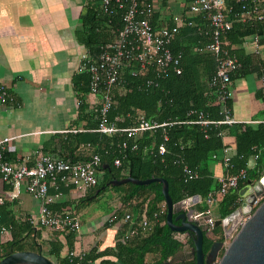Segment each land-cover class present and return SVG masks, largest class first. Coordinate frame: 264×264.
<instances>
[{
    "label": "trees",
    "instance_id": "trees-1",
    "mask_svg": "<svg viewBox=\"0 0 264 264\" xmlns=\"http://www.w3.org/2000/svg\"><path fill=\"white\" fill-rule=\"evenodd\" d=\"M224 1L230 16L240 10V4L235 0ZM121 15L122 10L116 5L109 14L101 8V0L86 1L75 36L90 56L95 57L100 47L114 38V32L111 30L121 28ZM196 16L198 18L195 20L189 18L193 25L183 22L178 27L169 45L173 53L181 54L180 73L169 67L160 75L152 68L133 75L126 65L122 72L121 84L112 91L115 102L107 116L118 127L136 124L139 114L149 122L171 124L147 130L136 138L127 137L124 132L106 135L89 129L86 134H76L74 137L78 145L81 142L89 143L95 146L94 149L84 154L70 153L60 156L71 161H84L94 152L100 158L101 164L98 168L104 179L99 182L97 177V183L87 189L86 195L81 198L82 201L95 199L109 187H115L119 194V204L113 209L115 221L110 225L105 223V227L114 224L117 226L114 245L101 250L95 245L86 252V259L98 260V264H143L145 261L147 264H168V259L183 247L173 237L166 224V206L157 219L153 217V213L159 212L164 204L160 182H126L112 186L109 184L111 179L127 176L140 180L161 177L167 181L168 194L173 203L191 196H197L204 201L208 192L218 187L211 168L216 160L212 155L215 153L219 157L222 149L227 146L224 137L233 136L234 149L228 164L224 166V171L234 174L244 169L245 178L238 182L235 190L229 191L217 202L215 218H224L235 209L234 202L240 196L241 190L248 185V181L254 182L264 171V121L229 126L216 122L222 118V106L215 102V87L210 85L216 67L215 57L207 50H195V47L202 48L209 41L211 27L207 19L199 14ZM263 30L264 23L261 22L234 21L231 28L221 34L224 47L240 63L239 68L231 72V79L244 75L251 69H256L259 75L262 73L260 63L251 67L252 59H248L250 57L243 55L240 50L233 49L232 44L240 43L242 37L248 34L260 33ZM89 78L87 71L75 76L74 82L82 95L89 92ZM200 113L202 118L211 122L206 125L191 122L195 121ZM87 115V120L94 116L96 121V124L89 123L88 127L97 125L93 110ZM122 143L125 147H121ZM134 143L136 147L132 148ZM159 145L164 147L162 153L159 152ZM3 156L7 159L5 151ZM116 158L119 159V165L113 163ZM184 166L196 172V176L187 179L183 172ZM6 184V188L11 189V185ZM63 187L66 186L58 181V189L50 188H53L55 193ZM97 189L99 190L96 191ZM2 203L0 229L4 228L5 232L0 240V258L19 250L41 251L42 244L39 241L42 240L40 232L43 227H34L28 221V216L22 219L15 217L10 207L11 202ZM50 208L57 212L65 210L54 205ZM197 210L204 212L205 205ZM127 211L136 213V221L144 214L150 223V230L145 233L139 231L130 238L121 240L126 225L120 223V219ZM213 230L217 232L219 226ZM42 241L46 242L48 247L47 254L56 258L54 264H69L65 253H62L64 245L57 238L53 236ZM73 242L74 234L71 233L66 237L67 247L72 248ZM189 243L191 244V240ZM210 243L209 239L204 238L203 250L206 251ZM190 264L195 263L192 261Z\"/></svg>",
    "mask_w": 264,
    "mask_h": 264
},
{
    "label": "crops",
    "instance_id": "crops-1",
    "mask_svg": "<svg viewBox=\"0 0 264 264\" xmlns=\"http://www.w3.org/2000/svg\"><path fill=\"white\" fill-rule=\"evenodd\" d=\"M86 1L0 0V83L13 96V101L0 103V140L8 138L4 151L7 160L12 163L28 160L31 164L39 153L59 156L84 154L95 147L82 142L78 145L74 137L76 134H86L89 129L96 131V125L88 127L89 123L96 124L94 116L87 120L91 96L88 93L82 95L74 82L77 74L87 71L81 68V54L87 50L75 36ZM189 2L152 0V26L160 28L172 25V16L175 14L197 19L198 16L186 11ZM259 5L264 11V0H259ZM256 22L264 23V19ZM232 47L252 59L251 67L260 63L261 71L264 72V30L242 37L241 42L232 44ZM258 76V71L251 69L231 79L229 87L231 114L235 119L233 124L258 123L264 119ZM224 141L231 154L235 145L234 137L225 136ZM221 156L222 153L212 163L215 178L224 172ZM99 175H102L101 171L97 177ZM6 187L7 184L0 178V196H3L4 202H11L15 217L22 219L37 212V200L25 191L23 185L17 196L7 195L11 189ZM66 187L60 189L50 207L54 205L67 209L79 217L81 225L79 232L74 234L73 247L88 252L95 245H98L99 250L113 246L117 227H105V218L118 206L120 198L109 214L99 215L92 203L100 195L91 201H82L87 190L81 193ZM54 189L49 188V192L53 194ZM248 191L249 184L241 190L239 197L243 200ZM194 200L190 208L197 210L203 207L202 199L196 197ZM216 205L212 208L214 217ZM221 231L220 226L217 235ZM40 233L42 239H51L52 232L48 228H41ZM2 238L0 235V240ZM185 248L183 246L168 259H171L170 264H180L178 256L183 254Z\"/></svg>",
    "mask_w": 264,
    "mask_h": 264
},
{
    "label": "built area",
    "instance_id": "built-area-1",
    "mask_svg": "<svg viewBox=\"0 0 264 264\" xmlns=\"http://www.w3.org/2000/svg\"><path fill=\"white\" fill-rule=\"evenodd\" d=\"M240 4V10L230 16L228 14L224 0H191L187 5L186 11L192 14H199L209 21L211 30L209 41L204 49L212 53L215 57L216 67L210 79V85L215 87V102L222 106V118L217 123L232 125L235 119L231 114L230 101V82L231 72L239 68L240 63L237 58L230 54L225 48V43L221 41V34L231 28L234 21L246 22L248 20L261 21L264 19V11L259 5V0H235ZM116 5L122 10V26L114 32V38L100 47L99 53L92 57L88 52L81 54V68L89 72V107L93 110L97 118L95 130L106 135H112L117 132H124L127 137L136 138L141 133L157 127H163L171 122H149L142 114L138 115L137 123L128 127H118L114 121L108 119V112L114 104L112 91L121 84L122 72L127 65L131 74L143 73L148 68H152L157 75L166 72L167 68L172 67L176 73L181 72L179 61L180 53H173L170 50V43L178 27L186 22L192 25L193 21L186 15L175 14L172 16V25H164L160 28H154L151 24V18L154 13L152 0H101V8L104 12L111 14ZM187 18V19H186ZM259 90L263 99L264 109V72L258 76ZM13 101V96L8 89L0 83V103ZM264 121V119H263ZM206 125L211 121L202 118L201 113L195 121ZM8 138L0 140V178L5 183L11 185L10 196H17L21 186L38 202V209L35 214H30L27 219L34 227L48 228L52 236L57 238L65 247V256L69 264H98V260L86 259V252L75 247L68 248L66 237L69 234H77L80 230V219L73 212L65 209L57 212L50 208L54 198L60 193H49V188L58 189V181L62 185L74 188L84 193L88 188L97 183V173L101 164L100 158L96 153L84 161H71L64 159L59 155L50 153H39L32 163L28 160H22L18 163H12L4 158L5 142ZM121 147H125L122 143ZM136 144L132 145L135 148ZM164 151L163 145H159V152ZM230 153L226 147L222 149L220 162L226 166L230 159ZM214 159L217 155H212ZM114 165H119V159L113 160ZM186 178L190 179L196 176V172L183 167ZM245 178V170L241 169L237 173L231 174L223 172L215 179L218 187L208 192L204 198L205 210L200 212L195 210L194 219L205 216V224L208 229L214 228L215 217L212 214L213 206L219 202L225 194L237 188L238 182ZM186 200V199H183ZM241 198L238 197L234 205H239ZM262 197H257L254 204H258ZM3 196H0V203ZM193 204V203H192ZM192 204L185 203L183 210H188ZM190 206V207H189ZM165 203L162 204L159 212H154L153 217L158 218L162 213ZM115 221L113 211L106 216L105 223L112 224ZM120 223L125 224V230L121 240H126L131 236L150 230V223L143 214L141 219L136 221V217L131 211H127L120 219ZM114 226H116L114 224ZM117 227V226H116ZM140 228V230H139ZM4 228L0 229V235L3 236ZM173 237L183 246L188 243L189 235L186 232L172 231ZM143 264H147L145 261Z\"/></svg>",
    "mask_w": 264,
    "mask_h": 264
},
{
    "label": "water",
    "instance_id": "water-1",
    "mask_svg": "<svg viewBox=\"0 0 264 264\" xmlns=\"http://www.w3.org/2000/svg\"><path fill=\"white\" fill-rule=\"evenodd\" d=\"M107 165L105 164L104 167ZM160 182L166 206L165 220L171 231L186 232L191 237L190 255L195 264H264V171L254 182L248 181L249 191L243 196L242 203L224 218H216L214 227L221 226L217 235L208 229L205 216L194 219L193 208L183 210L185 203L192 204L197 196L173 203L168 194L167 181L161 177L136 179L125 177L111 179L109 184L117 186L126 182L148 184ZM97 189L96 191H98ZM257 197H262L254 204ZM198 198V197H197ZM175 214V215H174ZM211 241L208 249L203 250V240ZM168 260V264H170ZM0 264H54L41 251L19 250L0 258Z\"/></svg>",
    "mask_w": 264,
    "mask_h": 264
},
{
    "label": "rangeland",
    "instance_id": "rangeland-1",
    "mask_svg": "<svg viewBox=\"0 0 264 264\" xmlns=\"http://www.w3.org/2000/svg\"><path fill=\"white\" fill-rule=\"evenodd\" d=\"M89 104V101H88ZM90 111H92V109L89 107ZM98 180L103 181V175H99L98 176ZM99 198L98 200H95L92 204H93V209L96 210L99 215L101 214H105V213H110V211L113 209V207L115 206V204L118 201V191L115 187H109L107 188L105 191H103L101 194H99ZM203 206L205 205V202L202 204ZM90 213H93V210H90ZM108 213V214H109ZM107 214V215H108ZM87 215V214H86ZM51 235V234H50ZM51 238H53V236H51ZM45 240V239H42ZM42 240H40L39 242L42 244L40 249L42 251V253L47 254L48 251V247L46 245V242H43ZM62 253L64 254L65 251H62ZM47 256L49 259H51L54 263H56V258L53 255H45Z\"/></svg>",
    "mask_w": 264,
    "mask_h": 264
},
{
    "label": "flooded vegetation",
    "instance_id": "flooded-vegetation-1",
    "mask_svg": "<svg viewBox=\"0 0 264 264\" xmlns=\"http://www.w3.org/2000/svg\"><path fill=\"white\" fill-rule=\"evenodd\" d=\"M191 236L189 235L188 237V243L185 246V251L183 252V254H180L179 260H180V264H190L193 260L192 256L190 255V246L191 244L189 243V240H191L190 238Z\"/></svg>",
    "mask_w": 264,
    "mask_h": 264
},
{
    "label": "bare ground",
    "instance_id": "bare-ground-1",
    "mask_svg": "<svg viewBox=\"0 0 264 264\" xmlns=\"http://www.w3.org/2000/svg\"><path fill=\"white\" fill-rule=\"evenodd\" d=\"M185 14V13H184ZM205 19V18H204ZM169 25V24H168ZM193 25V24H192ZM233 125V124H232ZM229 126V125H228ZM219 155V154H218ZM220 157V156H219ZM235 190V189H234ZM198 203V202H197ZM123 215V214H122ZM205 250V249H204ZM173 261V260H172ZM179 261V260H178Z\"/></svg>",
    "mask_w": 264,
    "mask_h": 264
}]
</instances>
